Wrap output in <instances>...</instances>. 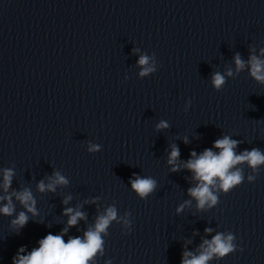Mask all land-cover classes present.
Instances as JSON below:
<instances>
[{
    "label": "clouds",
    "instance_id": "9594fccd",
    "mask_svg": "<svg viewBox=\"0 0 264 264\" xmlns=\"http://www.w3.org/2000/svg\"><path fill=\"white\" fill-rule=\"evenodd\" d=\"M249 51L250 55L247 61L238 52L233 56L234 69L228 67L224 72L215 71L211 74L210 83L214 90H222L228 78H232L246 69L254 81L264 85V48L260 49L259 54H256L252 48ZM133 52L140 53V49L134 48ZM137 67L140 69L139 78L154 74L157 71L155 54L141 53L137 60ZM191 103V99L185 102V112ZM169 127L170 124L163 119L155 125L157 132ZM183 140L185 144L189 143L186 136ZM240 143L241 141L233 139L230 135H222L213 142L212 147L205 148L201 153L191 151L190 158L186 161L180 160V149L176 144L169 145L167 165L170 172L187 170L191 173L193 182V186L187 189V195L191 199L181 203L176 208V214L182 213L186 207H191L193 200L196 202L197 211H207L217 206L221 194H228L244 182L245 173L244 168L240 167L241 165H247L251 169L252 174L247 176V181L253 183L256 180L261 167L264 166V150L253 147L251 150L245 149L238 153L236 149ZM86 150L94 154L100 152L102 146L89 141ZM0 173H2L0 189L3 192L0 195V215L13 216L16 212L13 198L24 209L16 214L10 222L18 233L29 222V214L33 217L39 215L36 207L37 201L32 190L28 187L19 191H9L16 174L14 167L0 169ZM128 183L131 191L141 200H147L158 188L156 179L137 173L132 174ZM68 185V178L61 171L54 169L50 176H46L36 184V189L39 193H55L58 186L67 187ZM71 199L70 195L66 196L62 203L67 205ZM97 199L93 198L91 203H96ZM63 215L68 217L67 226L59 234L54 235L49 232L38 240L39 246L30 252L26 253V246L20 247L12 258V264H94L97 255L104 254L105 240L103 237L108 235V228L114 221L122 225L126 234H130L132 231L131 212L125 211L123 216H120L117 207L113 204L108 206L103 214L96 217L94 225L89 226L82 237L69 236L65 241L64 237L69 228L76 226L80 220H86L87 216L80 210V206L65 207ZM204 231L206 235H211L214 230L205 228ZM236 239V236L230 231L227 233L217 232L211 239H203L196 252L185 249L182 252L180 264H209L213 259L222 260L238 250ZM239 250L243 251V249ZM105 264H111V261L107 260Z\"/></svg>",
    "mask_w": 264,
    "mask_h": 264
}]
</instances>
